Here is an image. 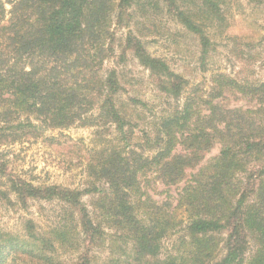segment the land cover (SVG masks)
I'll use <instances>...</instances> for the list:
<instances>
[{
    "label": "trees",
    "instance_id": "16d2710c",
    "mask_svg": "<svg viewBox=\"0 0 264 264\" xmlns=\"http://www.w3.org/2000/svg\"><path fill=\"white\" fill-rule=\"evenodd\" d=\"M181 1L149 0L196 35L205 54L206 28L224 19L219 3L187 0L199 4L193 10ZM135 6L136 0H0V145L53 141L47 132L74 124L96 128L97 139L82 162V190L8 178L21 208L56 202L65 220L42 230L27 219L22 235L1 232L0 264H64L66 251L75 253L71 264H96L95 251L104 254L101 264H264V76L252 82L217 72L207 90L189 87L128 29ZM112 24L127 29L118 43ZM127 55L170 105L136 134L118 105V68L101 72L104 60ZM240 99L252 108L239 106ZM111 129L114 136L104 139ZM62 148L79 151L70 139ZM158 183L175 193L161 204L151 194ZM87 194L91 209L82 200ZM174 236L163 254V240Z\"/></svg>",
    "mask_w": 264,
    "mask_h": 264
},
{
    "label": "rangeland",
    "instance_id": "374dc122",
    "mask_svg": "<svg viewBox=\"0 0 264 264\" xmlns=\"http://www.w3.org/2000/svg\"><path fill=\"white\" fill-rule=\"evenodd\" d=\"M4 1V0H3ZM223 12L224 19L214 21L206 28L210 41L205 54L196 35L185 30L169 14L163 4L156 6L149 0H136L137 7L133 8L130 27L136 35L145 42L147 51L156 57L163 58L170 68L182 75L189 83L201 86L207 90L210 76L214 73H226L238 79L252 82L260 81L264 76V0H215ZM185 8H199L197 2L183 0ZM10 6L6 5V10ZM116 43L127 31L112 24ZM107 44V42L105 43ZM118 55V50L116 51ZM203 57V58H202ZM118 68L124 91L118 98V105L130 121L136 124L138 130L155 116H161L170 110L169 102L159 93L148 79L149 72L144 70L131 55L121 62L117 58L103 61L102 70ZM129 98H135L145 103V107L132 104ZM237 104V102L233 101ZM239 106L252 108L253 102L238 100ZM96 128L74 124L67 130L47 132L53 136V141L29 138L10 144L0 145V233L22 235L24 220L31 219L42 230H48L56 223H63L64 211L56 202L29 201L24 210L14 202V195L9 191L8 178L24 180L33 185L58 184L70 188L84 189L87 185V174L84 171L83 160L86 152L96 143L94 131ZM106 133L104 139L114 136ZM68 139L76 142L79 151L68 152L62 148ZM212 150L207 158L216 154ZM152 196L161 204L168 195L175 193L171 190L165 193L160 183L155 185ZM91 195L87 194L82 200L91 209ZM94 210V208H93ZM184 215H178L183 218ZM69 224V222H68ZM177 236L163 240V251L172 249ZM96 264H101L104 254L95 251ZM60 260L71 264L75 253L62 252Z\"/></svg>",
    "mask_w": 264,
    "mask_h": 264
}]
</instances>
